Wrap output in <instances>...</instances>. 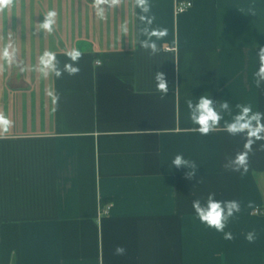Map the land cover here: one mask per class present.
Here are the masks:
<instances>
[{"label": "crops", "instance_id": "crops-1", "mask_svg": "<svg viewBox=\"0 0 264 264\" xmlns=\"http://www.w3.org/2000/svg\"><path fill=\"white\" fill-rule=\"evenodd\" d=\"M177 1L192 6L177 14ZM91 3L18 0L0 14V36L13 33L28 69L0 73V111L14 121L0 137V264H264V141L246 173L226 169L244 136L224 130L228 113L202 136L185 104L208 95L233 115L237 105L264 113L254 75L264 0H149L152 27L168 30L156 55L140 47L132 0L104 21ZM50 9L51 35L36 29ZM73 47L84 50L78 75L45 80L31 70L45 50L63 67ZM158 71L169 84L163 98ZM48 87L60 94L55 112ZM176 155L195 162L193 179L173 166ZM209 193L240 202L225 228L231 240L196 217L192 201ZM117 246L126 253L115 255Z\"/></svg>", "mask_w": 264, "mask_h": 264}, {"label": "clouds", "instance_id": "clouds-1", "mask_svg": "<svg viewBox=\"0 0 264 264\" xmlns=\"http://www.w3.org/2000/svg\"><path fill=\"white\" fill-rule=\"evenodd\" d=\"M18 0H0V14L15 7ZM124 0H92L91 7L94 9L95 15L99 20H106V12L108 9H115L121 6ZM133 6L139 9L140 14L138 20L142 27L139 30L140 36L143 39L139 40L140 47L149 51L151 55H156L161 49L157 41L162 40L168 35L166 28H153L155 17L151 15V5L149 0H132ZM107 6V8L105 7ZM58 13L55 9H50L44 14L43 22L36 27L38 31L42 30L44 33L51 35L57 24ZM120 31L127 35L129 32L128 21L120 25ZM13 33L0 36V40L4 41L0 44V73L6 71L7 68L15 67L19 69L20 73L27 71L22 59L18 58L19 50L16 46L15 40L12 38ZM84 54L81 47H73L65 50L64 55L67 61L60 67V61L57 59V54L52 50H45L38 57V62L32 66V71L39 73L42 79H49L55 77L61 78L65 73L69 76L78 75L80 72L79 61ZM259 60L258 70L255 72V79L257 87L261 82H264V47H260L256 54ZM98 66H102L103 61L97 60L95 62ZM155 88L161 93V98L167 96L169 91V84L165 73L156 72L155 74ZM45 95L50 98L55 112L60 100V94L54 87L45 89ZM185 104L188 111V118L194 125H198L195 131L202 136H207L214 132L220 125L223 119L222 113H228L231 116L230 121H225L224 130L232 136L243 135L245 143L243 151L238 152L234 158H229L225 163V168L234 172H247L249 169V154L253 151V145L258 141H264V113L254 110L251 105H237L238 112L234 115L231 112L230 103L226 100L219 102L214 106L215 102L209 98L208 95H203L198 100L187 98ZM14 127V121L10 119L3 111H0V137L6 135ZM264 147V145H262ZM173 166L187 167V178L193 179L196 173L197 166L195 162L186 160L182 155H176L172 161ZM215 193H209L206 202L202 203L201 199L192 201V208L200 223L206 225L208 228L215 229L217 232L224 233L226 240L233 239L232 233L225 232L228 220L233 215L240 211V202L237 200L219 201L215 199ZM249 207H252L249 204ZM249 242L255 239V233L249 232L246 236ZM126 253L123 246L115 248V255L122 256Z\"/></svg>", "mask_w": 264, "mask_h": 264}, {"label": "built area", "instance_id": "built-area-1", "mask_svg": "<svg viewBox=\"0 0 264 264\" xmlns=\"http://www.w3.org/2000/svg\"><path fill=\"white\" fill-rule=\"evenodd\" d=\"M192 6V1H177L175 6V12L177 14L183 13L186 10H188ZM109 208L106 209L105 213H107ZM256 213H259V211L255 210Z\"/></svg>", "mask_w": 264, "mask_h": 264}]
</instances>
